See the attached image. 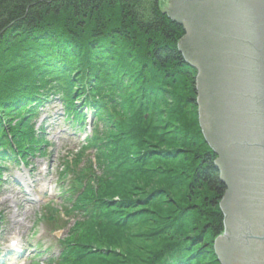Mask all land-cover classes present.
<instances>
[{"label": "trees", "instance_id": "trees-1", "mask_svg": "<svg viewBox=\"0 0 264 264\" xmlns=\"http://www.w3.org/2000/svg\"><path fill=\"white\" fill-rule=\"evenodd\" d=\"M184 34L160 0H0V184L5 160L46 154L33 119L49 100L91 126L60 172L66 204L44 214L70 217L48 264H220L226 185Z\"/></svg>", "mask_w": 264, "mask_h": 264}, {"label": "water", "instance_id": "water-1", "mask_svg": "<svg viewBox=\"0 0 264 264\" xmlns=\"http://www.w3.org/2000/svg\"><path fill=\"white\" fill-rule=\"evenodd\" d=\"M197 69L199 121L226 185L221 264H264V0H166Z\"/></svg>", "mask_w": 264, "mask_h": 264}, {"label": "rangeland", "instance_id": "rangeland-1", "mask_svg": "<svg viewBox=\"0 0 264 264\" xmlns=\"http://www.w3.org/2000/svg\"><path fill=\"white\" fill-rule=\"evenodd\" d=\"M160 1L165 9L166 0ZM87 117L91 119V114L88 113ZM33 123L36 129H43L48 146L45 155L38 153L29 157L28 167L15 164L11 159L4 162L6 168L0 186V264H48L52 258L57 260L62 250L60 239L65 238L69 230L65 221L70 217L61 215L56 221H49L44 214L49 206L60 208L66 204L64 191L70 187L71 181L68 177L61 181L60 172L65 159L73 158L80 150L81 142L91 133V128L89 125L81 128L68 120L65 105L58 97L40 109ZM87 155L93 158L90 150ZM17 184L27 196L18 193ZM3 204L10 207L9 213L2 210ZM130 227L134 229L129 235L135 234L139 238L147 229L144 226ZM13 241L18 243L22 254L9 253ZM109 261L106 258L104 262Z\"/></svg>", "mask_w": 264, "mask_h": 264}, {"label": "bare ground", "instance_id": "bare-ground-1", "mask_svg": "<svg viewBox=\"0 0 264 264\" xmlns=\"http://www.w3.org/2000/svg\"><path fill=\"white\" fill-rule=\"evenodd\" d=\"M17 187L19 189L18 193H20L22 196H27V193L23 190V188H22V186L20 184H17ZM28 204L30 205L31 203L28 202ZM2 210L5 212V214H7V213L10 212V207L7 204H3ZM16 250L19 251L20 249L17 247Z\"/></svg>", "mask_w": 264, "mask_h": 264}]
</instances>
